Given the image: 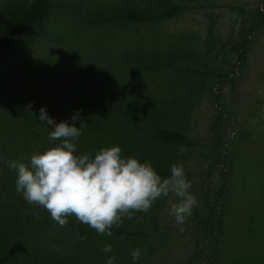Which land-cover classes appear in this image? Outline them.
Masks as SVG:
<instances>
[{
	"label": "trees",
	"instance_id": "obj_1",
	"mask_svg": "<svg viewBox=\"0 0 264 264\" xmlns=\"http://www.w3.org/2000/svg\"><path fill=\"white\" fill-rule=\"evenodd\" d=\"M213 1L0 0V264H106L113 254L115 264H264V213H241L231 200L236 192L251 196L249 185L264 192V175L249 174L255 160L242 165L243 144L255 128L264 131L262 113L250 109L234 120L237 135L217 132L213 140L198 133L195 119L209 100L228 132L234 113L219 92L235 86L264 20L234 6L228 24L218 22ZM199 7L202 32L169 25ZM42 106L57 123L84 122L80 153L119 144L122 155L151 161L162 176L181 164L198 201L191 215L177 224L167 214L169 193L104 236L74 215L61 226L29 204L7 161H27L59 142L38 121Z\"/></svg>",
	"mask_w": 264,
	"mask_h": 264
},
{
	"label": "clouds",
	"instance_id": "obj_2",
	"mask_svg": "<svg viewBox=\"0 0 264 264\" xmlns=\"http://www.w3.org/2000/svg\"><path fill=\"white\" fill-rule=\"evenodd\" d=\"M77 119L78 112L72 116L73 121ZM38 121L51 129L49 140L59 142L34 152L27 161L7 164L16 170V191L29 204L45 208L59 225H66L67 217L74 215L99 234L112 236L113 225L119 227L123 217L131 219L137 211H148L154 201L169 193L179 198L170 209L177 224L197 205L181 164H172L170 174L162 176L151 161L122 155L119 144L80 153L75 141L84 132V122L79 126L66 120L57 123L46 106L40 108ZM103 251L111 253L112 245L106 243ZM140 256V248L132 250L134 262ZM115 260L114 254L108 255L106 264Z\"/></svg>",
	"mask_w": 264,
	"mask_h": 264
},
{
	"label": "rangeland",
	"instance_id": "obj_3",
	"mask_svg": "<svg viewBox=\"0 0 264 264\" xmlns=\"http://www.w3.org/2000/svg\"><path fill=\"white\" fill-rule=\"evenodd\" d=\"M259 0H214L212 6L218 4V8L215 9V14H218V22L228 24V18L226 14L230 16V9L234 6H240L244 9L243 13L246 18L249 16L258 17L261 14L264 20V5L258 2ZM259 9L256 11L255 8ZM202 7L188 10L185 13L170 20L169 25L176 29L188 28L190 30L197 31L199 33L203 31L205 27V16ZM255 12V15H254ZM250 60H247L241 65L239 75L235 74L232 84L235 86L230 92H219L220 102L225 104L226 110H230L234 113V116L229 120L232 122L229 124L228 132L225 128H222L221 120L218 121L217 112H214L213 102L205 100L195 111V119L198 124V133L200 135H206V132L210 134L213 140V134L219 132L223 135V138L228 135L233 137L236 131H234V120L238 118H246V115L250 112V109L259 110L264 118V34L257 39L256 44L250 47ZM2 56H0V61ZM215 105V103H214ZM212 127V130L208 132ZM222 128V129H221ZM221 129V130H220ZM215 130V131H214ZM254 138V139H253ZM253 140H249L243 144L244 154L246 155L244 163L242 165L247 166L248 160L254 159L257 163L255 170H250L249 174L252 179H257L260 174L264 175V131L255 128L253 130ZM211 140V142H212ZM216 141V140H215ZM251 166V165H250ZM200 167V166H199ZM260 172V173H259ZM239 176V173H238ZM205 180L204 176L199 178V183ZM247 182V181H246ZM205 182H203L204 184ZM250 195H244V193L236 192L231 200L237 201V207L240 212L251 210V212L261 214L264 213V192L259 191V188H255L252 185L248 186ZM178 197L172 194L170 197L167 214L170 213L171 205L178 201Z\"/></svg>",
	"mask_w": 264,
	"mask_h": 264
}]
</instances>
